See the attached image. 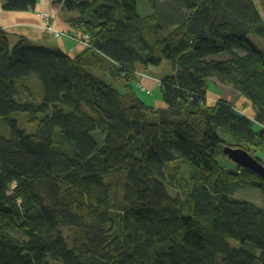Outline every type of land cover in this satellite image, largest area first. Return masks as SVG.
Listing matches in <instances>:
<instances>
[{"label": "trees", "instance_id": "16d2710c", "mask_svg": "<svg viewBox=\"0 0 264 264\" xmlns=\"http://www.w3.org/2000/svg\"><path fill=\"white\" fill-rule=\"evenodd\" d=\"M143 1L146 17L137 0H54L89 36L74 57L0 29V264H264V211L235 197L243 184L264 193V181L221 165L224 147L264 165V129L206 95L210 79L231 87L264 127L261 19L251 0ZM162 63L172 72L155 108L135 72ZM88 70L122 79L121 92Z\"/></svg>", "mask_w": 264, "mask_h": 264}, {"label": "crops", "instance_id": "0c3cea01", "mask_svg": "<svg viewBox=\"0 0 264 264\" xmlns=\"http://www.w3.org/2000/svg\"><path fill=\"white\" fill-rule=\"evenodd\" d=\"M40 1L41 3L40 5H38ZM164 1L165 0H158L159 3H162ZM251 1L254 4V7L264 26V0ZM53 2L54 0H37L36 6L33 10H28L24 12H5L3 11L4 0H0V29H3L12 36L22 35L38 46L57 48L72 57L76 56L82 51L81 47L76 46L68 40L51 38L43 33L42 26L44 25L45 21L42 18L41 13H46L48 15L50 19L49 22L53 27L62 30H67L68 25L66 24V22L69 19L77 17V15L72 12L63 11L62 5H54ZM145 11L147 12L146 8ZM149 14L150 13L147 12L145 15L148 16ZM137 68L141 69L139 67ZM154 68L155 69L150 68L149 70H144L146 71L144 77L141 79L136 78L135 82H142L143 87L145 88V90L140 92L141 94H139L140 99L144 103L155 108H165L164 102H162L160 98V94L158 98H153L151 93L154 89L159 87L156 86V84L161 78L169 76L171 74L172 67L169 63H162L158 67ZM101 75L104 79L108 77L102 73ZM217 81L218 80L216 79H210L208 81V84L210 85V90L211 88H215L216 90H218V92L210 91V94H206L211 103L217 101L215 99L218 98L227 101L229 104L235 106V108H237L239 111H242L243 115L247 116L248 120H250V122L252 123L253 129L263 130L264 127L257 124L255 121L256 112L251 103L243 96H240V94L233 93L229 87L220 85ZM211 98L214 99L212 100ZM223 161L228 162L233 166H236L227 158ZM238 168L240 167H237V169ZM261 210L264 211V209Z\"/></svg>", "mask_w": 264, "mask_h": 264}, {"label": "rangeland", "instance_id": "374dc122", "mask_svg": "<svg viewBox=\"0 0 264 264\" xmlns=\"http://www.w3.org/2000/svg\"><path fill=\"white\" fill-rule=\"evenodd\" d=\"M40 3H41V1L38 3V5H40ZM137 8H138V14L140 16H146L145 14L147 12L151 14L150 7L143 0H137ZM145 8L147 9V12L145 11ZM180 8H181V10L183 12L184 11V7L182 5H180ZM72 13H74V12H72ZM74 14H76V13H74ZM67 22H66V24H67ZM162 22L165 25V28L168 27L169 29H172L173 26H172V23L171 22H169L167 20H162ZM46 26H50V25L47 22H45L44 25L42 26L43 33L46 34V36H49L51 38H55L56 36H58L60 34V37L57 38V39H65V40H68V41L72 42L73 44H75L76 46L81 47L82 50L83 49H87L89 47V46L88 47H85L86 38H85V35L83 33L70 30L68 27H67V30H62V29H56L53 26L52 27L54 29H56L57 31H55V32H53V31H46L45 30V27ZM258 39H259V45H261L262 47H264V38H258ZM87 41H89V40H87ZM225 58H227V55L226 54L220 55L218 57V59H220V60L225 59ZM151 69H155V68L154 67H151ZM88 71H89V73L93 77H97V79H101V80L105 81V83L111 85L112 87H114L115 89H117L118 91L121 92V85L123 84V80L122 79H118L117 78V79L114 80V79H111L110 77H106V79H104L103 76L101 75V73L99 71H94V70H88ZM135 73H140V75L142 77V73L143 74H146V71H144V69L141 68V69H138ZM141 77H140V79H141ZM36 83L38 84V86H40L37 80H36ZM156 86H160V84L157 82ZM209 87H210V85L208 84V88ZM210 91H217L218 92V90H216L215 88H211ZM41 93L42 92H41V87H40V92L39 93H37V94H31L30 96L32 97V99L38 101V99H40V97L42 95ZM139 94H141V93L136 90V95L140 98V95ZM151 95H152L153 98H158L159 97V90H158V88L154 89L152 91ZM211 99L213 100L214 98H211ZM12 117L17 121L18 128L19 129L25 131L27 134H34L36 132V129H37V126L38 125L37 124H31V123H29L28 122V116L26 114L16 113V114L12 115ZM1 126L2 125L0 123V135H3L4 134V136H8V130L7 129H4V127L3 126L1 127ZM94 137H95V135H94ZM227 141L230 143L229 140H227ZM257 157L260 158L261 161L264 163V157L263 156L257 155ZM221 165L226 169V172H236V170H237V166H233L230 163L225 162V161H222L221 162ZM114 180L116 181L117 180V177L114 178ZM118 180H119V178H118ZM115 188L118 190L119 189V185L115 186ZM235 197L236 198H239V199H242V200L250 201L251 203H253L256 206H258L259 208L264 209V193L262 191H260L259 189H257V188H253V187H250L249 188L245 184H243L242 187L235 188ZM61 232H62V235L66 238V241L69 243L70 242V233H69V230L68 229H62ZM230 243L232 244L233 247H237L238 246L234 242H230ZM51 264H56V263H51Z\"/></svg>", "mask_w": 264, "mask_h": 264}, {"label": "water", "instance_id": "95a60500", "mask_svg": "<svg viewBox=\"0 0 264 264\" xmlns=\"http://www.w3.org/2000/svg\"><path fill=\"white\" fill-rule=\"evenodd\" d=\"M222 154L237 167L251 171L264 181V165L258 162L251 153L240 148L224 147Z\"/></svg>", "mask_w": 264, "mask_h": 264}, {"label": "built area", "instance_id": "2783aa9c", "mask_svg": "<svg viewBox=\"0 0 264 264\" xmlns=\"http://www.w3.org/2000/svg\"><path fill=\"white\" fill-rule=\"evenodd\" d=\"M41 16L42 18L44 19L45 22H47L50 26H46L45 27V30L46 31H57L56 29H54L51 25V23L49 22V17L46 13H41ZM60 37V34L58 36L55 37V39L59 38ZM85 38H86V43H85V47H88L89 46V43L87 40H89V36L88 35H85ZM209 100V99H208Z\"/></svg>", "mask_w": 264, "mask_h": 264}, {"label": "bare ground", "instance_id": "6f19581e", "mask_svg": "<svg viewBox=\"0 0 264 264\" xmlns=\"http://www.w3.org/2000/svg\"><path fill=\"white\" fill-rule=\"evenodd\" d=\"M180 15L178 14V13H167V15H166V19H171V20H173V19H176V18H178ZM230 89H231V91L233 92V93H236V94H238L236 91H234L231 87H229Z\"/></svg>", "mask_w": 264, "mask_h": 264}]
</instances>
